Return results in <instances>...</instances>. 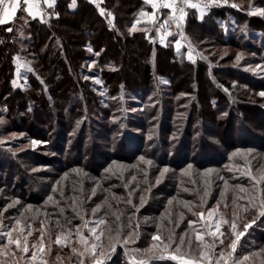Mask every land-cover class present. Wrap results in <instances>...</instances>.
I'll list each match as a JSON object with an SVG mask.
<instances>
[{
    "label": "rangeland",
    "instance_id": "374dc122",
    "mask_svg": "<svg viewBox=\"0 0 264 264\" xmlns=\"http://www.w3.org/2000/svg\"><path fill=\"white\" fill-rule=\"evenodd\" d=\"M100 1L102 4L103 0ZM192 2L203 4L206 3L207 0H192ZM101 4L97 5L100 7ZM233 4H235L236 7H232L231 5ZM214 8H227L229 12L231 9L234 11V15H238L240 17V20L235 16H228V18L223 21L216 20V27L218 28L216 29L218 41L215 40L214 37L204 36V30L202 28L200 29L191 25L192 16H196L200 21H203L206 19V15ZM256 8L264 9V0H228V3L226 4L221 3L217 5H209L207 8H204V15L203 18H201L199 9H191L186 6V20L182 22L181 29H177L174 23L166 28L160 27L171 15V10H168V12L163 10L154 11L150 7L149 10L143 11V13H147L148 15L142 16L141 12L134 23L137 30H144L146 32L148 41L153 44V62L155 61L156 46L158 45L163 47L173 46L177 55L186 58L188 61H190L188 59V52L191 47L193 60L190 62L196 63L199 61L202 63L205 61L209 63V75L212 79H210V76L206 77L209 83V90H202L200 86L201 91L199 92L196 90L195 92V88L193 87L194 76L192 77V74L187 78L184 75L180 76L182 79V81H180V85H182L181 87L183 88V92L178 93L176 97H173L168 92H166L165 95L161 94L163 92L162 88L169 85H167L168 80L165 76H159L153 84L148 87V89L140 91V96H144L142 100L136 97L134 93L125 92L124 101L126 100V102H130L131 100H134L135 102V100H138L139 102L141 101V103L140 105L137 103L130 105L127 104L121 113H127L128 111L130 114L132 113L137 115V118H139L138 123L140 125H137L138 128H135V132L138 133L144 140L146 139V142L152 143L153 146L150 147V150H152L151 148H159L154 145L156 142L155 136L159 135L157 133L162 129L163 116L161 115V108H165L164 115L166 116V123L163 134L164 139L161 137L166 144L163 148L166 152V155L164 156L171 154V150H174V148H176V144H179V136L184 135L188 119L190 118L189 130L191 136H193L191 140H193L195 144H199L203 137L211 141L213 140L217 144L216 146L221 148L224 154H227V158L232 159L233 163H226L225 161L219 168L209 167L207 169H202L194 165H188L186 169L181 170V177L187 179L188 184V187H182L179 191V196H183L184 199H174L167 194L156 193V195L148 201H154V212L155 210L160 212V210L164 207L159 216L155 215V213L150 210L144 211V205L137 206L135 201L132 199L131 204L127 203V200H129L127 197L129 194H127V197L124 198L117 193L118 190L125 189L127 186L126 184L121 183L123 178H127V176L125 177L124 175L127 170L130 169V165L126 163H120L114 160L111 161L108 166L105 168L103 167L100 171L99 174H102L101 180L96 178L93 172V174L91 171L89 173L87 169H83L81 167H74L72 169L65 170L64 172H60L56 168L57 161H54L55 163L52 161L49 164L47 163L50 161L49 159H47L48 161H46V163L40 164L39 166H29L23 173L16 171V173L12 176L13 180L10 181V186H14L18 183L23 190L18 186V191H15V186L10 190H7L5 187H0V221H2V224H0V232H7L8 230L15 228V231L12 232V236L14 238L19 236L23 239V234L20 232V229L24 228L25 230L30 229L32 231V235L27 237L29 246V252L27 254L17 251L15 245V248L7 246V237L0 235V245L3 246L0 247V264H63L62 259H64V257L57 255L56 252L58 249L63 251L66 247L70 251L73 247L77 248L72 258L66 256V264H80L81 260L84 261V264H93L90 253H85L84 256L79 255V253L84 251V247L79 243L78 236L75 235L76 226L82 225L84 221L77 216H75V220L72 223L64 221L63 215H60L59 208L63 207L65 212L69 211L70 208L73 209L70 205V203L73 205V198H75L76 201L80 198L79 195H75L73 192L81 191L84 186L90 187L91 190L96 191L98 188V183L96 182H99V186H101L102 181H105L108 189L113 190V192L110 193V197H112L113 200L109 204L110 207L113 206L112 210L107 212V214L105 212V215H102V212L99 216H96V214L100 213V211H98L95 215H93L92 211H89L88 213L90 215L86 218L84 217V219L90 222L99 217H106L108 221L106 226H101L102 228H105V235L102 236V239L108 238V229H110V235L113 237V240H109L111 244L107 247L101 239L104 256H97V258L102 259L103 264H105V258L108 254H110L109 256H111V259L107 264H137L139 261H143V264H180V261L172 260L168 257L176 254V244L179 243L181 237H184L185 239V244L180 249L184 258H196L199 260L200 253L203 249L202 243L196 239V235L199 233L204 237L203 243L210 245L213 244L214 238L211 236V231H215V224L217 223L221 225L219 230L220 233H224V235L219 236V239H222L224 243L220 244L219 239L216 240L214 244L215 255H218L223 249L225 252V258H227V254L232 251L229 245L232 241L236 240L237 247L233 256L237 258L241 264H264V243L256 240V238L259 237L264 238V221L260 224H253L251 222L243 224L242 220H246V217L240 218L238 215H234L232 211V207L235 206L236 202L238 204L244 202L243 196L238 195L240 192H243L242 195L246 192V187L243 183H254L258 189H260L261 184L263 185V180L260 178L261 173L264 170V164H261L259 162L260 160H258L256 156L258 155L263 158L262 160L264 161V153H258L253 150L247 151L246 149L239 148L236 150H230L228 155V148L223 147L224 133L222 132V125L228 119L229 93H234V95L240 100H247V96L245 93H242L241 88H243L242 86H247L248 82L247 79H242V77L245 76H242L240 71L250 74L253 78H260V80H264V32H260L255 28L250 27L248 21L250 20L251 24L254 26L264 24V15L249 14ZM152 14H155L157 17L155 22L149 19V16ZM244 18L246 20H243ZM28 22L27 17L22 15L18 20V23L21 25L19 27H25L28 25ZM209 28L210 26L207 25L206 29L209 30ZM213 29H215L214 26L212 27V30ZM168 33H171V35ZM162 35L164 36L163 43H161ZM176 41L180 42L179 49L176 47ZM129 46L130 44H127V46L124 47V51L126 53H128L127 48ZM131 49V57L134 55L133 52L136 55L138 54L136 47L132 45ZM97 53L98 51H91L90 49L86 50V55H88L90 61L87 63L84 62L82 65L84 66V71L87 70V73L78 75L80 85L75 86L77 91H82L85 94L87 101L88 99L86 93L94 90V96H96V98L91 102L93 109L88 110L87 115L90 116L88 119H67L66 124L68 126L75 125L71 131L68 130V126L65 128L63 126L54 127L53 118H51L47 127H43L48 129L53 126L56 130V135L53 134L51 136L54 129L51 132H30V134L24 132L23 129H18L21 125L20 121H17V118L24 113L25 109H22L20 106H16L15 104V107L13 106L12 109L6 110V106L4 104L7 102L8 98L12 97L8 96L5 101L3 95H0V100L2 102L0 105V121H2V123H0V141H4V143H0L1 154L5 152L11 154V157L17 159V161L14 160V162H19L18 158L22 154H24V157L26 155L29 160L33 158V160L38 159L41 161L43 160L42 157L49 156L52 158L68 157L72 161H78V158H74L75 160L73 159L76 151H71V146L82 143L85 151L90 150V146L85 144L87 142L86 138H89V134L91 132H93V134L96 132L94 123L95 119L99 118L96 114L98 110H100L101 106H105L104 103H100V101L102 98L105 99L108 97L107 95L110 89L108 88L107 82L111 84L110 80L107 78L106 84H104V81L100 80L98 77H94L95 74L93 71L96 70L95 68L97 67V63L95 61L96 59L94 61L91 60L95 58L93 56H97ZM238 56L239 60L237 59ZM127 58V62L122 66V75L124 79H142V74L139 68L144 66L147 61V57L139 54V57L137 56V58L133 59L129 58L127 54ZM175 59L178 61L177 57H175ZM14 61L16 68L12 75V84L13 86H18L21 89H26L29 87V82L31 81L28 77V72H30V66L28 65L29 62L26 63L19 52L15 54ZM18 64L20 65L19 68L17 67ZM112 67L113 66L111 64L110 68ZM177 67H179L178 64H176V68ZM224 67L227 68L223 69ZM228 67H232L234 69L230 71ZM50 68L52 69V67ZM55 68L57 69V67ZM182 68L183 67L180 66L181 70ZM112 70L113 69H111V71ZM17 71L19 72V75H17ZM52 71L53 70H48L46 72V76H48V72ZM217 79L226 80L225 82L227 83L229 82V84H231V89L228 88L227 83L224 85L220 84L221 86H219V84L215 82ZM96 80H99L100 83H96ZM243 82H246V84ZM215 83H217L220 87L222 91L221 94L224 95V100L221 101V103L224 104V110L219 113L221 125L220 128L214 130L220 135L217 136L218 138H213L209 134V129L211 130L212 127L210 124L204 126L201 122V118L205 117L206 111H209L208 108L211 107L209 103L217 102L216 100H213V98L217 96L214 92V90H216L214 86ZM253 85L254 84L252 83L251 86ZM186 91H190V93H186ZM205 92H207L206 95L204 94ZM261 93L264 92L261 91L260 93H257V96ZM160 98L163 99L162 103H160ZM110 99H113V97H110ZM249 99L260 101L258 97L251 98L250 96ZM28 101L29 98H26L20 100L18 103L23 106V104ZM206 105L207 107H205ZM81 107L82 106H80L77 110H82ZM199 107H202L201 111L199 110ZM113 109L116 108L114 107ZM143 109H145V111H143ZM91 110H93V113H91ZM150 111L151 113H149ZM1 112H5L4 114L7 116L4 114L1 115ZM7 112L11 114H8ZM235 113L241 114L243 117H248L246 110L241 109L240 107L235 111ZM80 114H82V112ZM123 117L125 116L122 115L120 116V120L117 119L116 130H118L117 126ZM256 120H253V123H255L253 125L258 124ZM248 123L251 126L252 123ZM240 129H244V127H240ZM240 129L238 131L243 132ZM80 130L86 131L85 140L82 139L81 143V138H79ZM59 131H65L68 136L64 139L60 138L58 135ZM122 133L123 132H120L119 134ZM258 133L264 134L262 130ZM117 134L118 132H116L115 135ZM115 135L111 137H115ZM49 136L50 139L46 140V137ZM127 138L126 134H122L120 137L116 136L115 138H109V140H111L110 142L109 140L103 141L105 151L111 152L113 155L115 154L113 152H117L121 145L124 147V150H134V144H132V141H129ZM239 138L248 139L251 138V136L247 135V133H242ZM99 140L102 141L101 139ZM33 141L38 143L34 144ZM142 142L143 141H140V143ZM60 145H64L67 148V153L69 155H67V153L59 155L58 152H55L54 149ZM197 146V148L196 145L192 146L194 152L191 154V158L194 156L197 157V159L210 157L208 155L209 153L207 154L203 152L200 146ZM162 152L163 151L156 150L157 158H162V155L165 153ZM183 155L184 154H180V156ZM86 158H88V154L85 155L84 159ZM106 158H111V156H107ZM3 160L6 161L9 159L7 157H3ZM114 165L119 167H113ZM148 165H150L151 170L154 172L160 170L165 173L166 170L168 171V169L160 166V163L155 160H152ZM6 168L7 167H2L3 170L0 173V182L3 181L4 184H6L5 178H8L7 176L10 175L9 170L4 171ZM95 168V171L100 169L97 166ZM187 170H190V172ZM170 172L174 173L175 171L171 170ZM58 175L60 176V180H56L54 178ZM31 176L35 179V181H37V183H34V181L30 179ZM257 180L260 182L257 183ZM158 182L159 180L155 182V185ZM54 188L57 189V191L54 192ZM174 188L175 187H172L173 190ZM229 190L234 191V194L229 193ZM11 192H14L15 195L11 194ZM58 192L59 195L61 192L64 193L63 197L60 195V199H58ZM22 195L29 199H35L37 203L21 201L20 198L22 197L19 198L18 196ZM49 196L55 197L50 201L48 199ZM89 197H91L90 202L93 204L91 210L97 205L102 204L106 198L101 196L100 193L96 195V198H93L91 192L89 193ZM70 200L72 202H70ZM57 201H59V207L56 205ZM9 205H12V207H9ZM133 205H136V207H133ZM5 209L7 210L5 211ZM122 209H124L123 213H121ZM175 209H181L182 212L179 213ZM209 209H215L211 219H208L207 217V211ZM65 212L64 214H66ZM200 212L205 213L204 219H201L199 215L194 214ZM116 216H119L120 219L117 220ZM17 220L20 221L19 225L16 224ZM57 220H59V225L56 223ZM188 221H195L196 223L189 226ZM225 221L228 222L225 223ZM232 222L236 225L235 232L243 233L240 235L238 240L236 235L233 234V229L231 227ZM41 223L44 225L43 229H41ZM48 224L55 225V228L50 234L46 229ZM246 224L250 226L245 227ZM89 226H91V224H89ZM41 231L44 233V250L42 252L39 250ZM69 231H71L73 235L66 241V245L55 243L58 235H66ZM81 231L86 237L90 235L87 228L82 227ZM99 231L100 229H98V232ZM129 232H132L133 234L136 233L134 236V242L129 240V242L125 244L124 238ZM229 233L233 239H230L231 241L228 240ZM154 235H159L161 240L165 243H170L168 238L171 237L172 240L176 241V244H171L168 249H165L162 243L152 239ZM116 241H118V243L115 244V251H111V245ZM188 241H191L190 246ZM72 244L75 246L72 247ZM255 244L256 246L254 247ZM33 245H35V247H33ZM153 245H157V247L152 248ZM97 251L99 252V249ZM33 252L36 253V260H31ZM161 256L163 258H160ZM245 256L247 257V260L243 259ZM212 264H215V256ZM221 264H223V261H221ZM229 264H231V261H229Z\"/></svg>",
    "mask_w": 264,
    "mask_h": 264
},
{
    "label": "trees",
    "instance_id": "16d2710c",
    "mask_svg": "<svg viewBox=\"0 0 264 264\" xmlns=\"http://www.w3.org/2000/svg\"><path fill=\"white\" fill-rule=\"evenodd\" d=\"M71 4L72 0H58L55 8L51 11V17L46 20L31 19L26 13L21 11L13 22L0 25V95H3L5 101L8 96L12 97L8 98L7 102L4 104L6 110L12 109L13 106L15 107V104L16 106L25 109L24 113L17 118V121L19 120L21 125L18 129H23V131L28 134H30V132H51L55 126H63L65 128L68 126L66 124L67 119H88L90 118V116L87 115L88 110L93 109L91 102L96 98V96H94V90L86 93L87 101L85 94L82 91H77L75 86L80 85L78 75L87 73V70L84 71V66L82 65L84 62L87 63L90 61L88 55H86V50L90 49L91 51H98L97 56H93L95 58L91 60L94 61L96 59L95 61L97 63L96 70L93 71L95 74L94 77H98L100 80L104 81V84H106L107 78L110 80L111 84L107 82L108 88L110 89L107 95L108 97L105 99L102 98L100 101V103H104L105 106H101L97 114L95 113L99 117L98 119H95L94 123L96 132L95 134L91 132L89 138H86L87 142L85 144L90 146V150H84L81 142L82 139L86 137V131L80 130L79 138H81V144L71 146V151H76L73 159L78 158V161L75 159V161H72L68 157L52 158L49 156L42 157L43 160L41 161L38 159L33 160V158L29 160L26 155L24 157V154H22L20 157L18 156L19 162H14V160L17 161V159L11 157V154L7 152L1 154L0 152V173L3 170L2 167H7L4 171H10V175L7 176L8 178H5L6 184L1 181L0 187H5L7 190H10L15 186V191H18L17 188H21L18 183L14 186H10V181L13 180V174L16 173V171L23 173L24 170H27L26 168L31 165L39 166L40 164L46 163V161H48L47 159L50 160L47 162L49 164L52 161L53 163H55L54 161H57L56 168L60 172H64L65 170L74 167H81L87 169L89 173L90 171L91 173L93 172L95 177L101 180L102 174H99L100 171L103 167L105 168L114 160L130 165V169H126L127 172L124 175L125 177L127 176V178L121 180V183H124L127 186L125 189L118 190L117 193L124 198L127 197V194L131 193V195L127 197L128 199L134 200L137 206L144 205V211L150 210L155 213V215L159 216L164 207L160 212H157L156 210L154 212V201H148L156 195V193H164L174 199H184L183 196H179V191L182 187H188V184L187 179L181 177V170L186 169L188 165H194L202 169H207L209 167L219 168L225 161L226 163H233V161L232 159L227 158V154H224L221 148H218L213 140L211 141L203 137L199 144H195L193 140H191L193 136H191L189 130L190 118L188 119L184 135L179 136V144H176V148L171 150V154L164 156L166 155V152L163 148L166 144L161 137L164 139L163 134L166 123V116L164 115L165 108H161L163 126L161 131L157 133L160 136H155L156 142L154 145L159 148H151L153 151L150 150V147L153 146L152 143L146 142V139L144 140L135 132V128H138L137 125H140L138 123L139 118H137V115L130 114L128 111L127 113H121L127 104L130 105L137 103L140 105L141 103V101L139 102L138 100H135V102L134 100H131L130 102L128 100V102H126V100L124 101L125 92L134 93L136 97L142 100L144 96H140V91L148 89L157 77L165 76L168 80L167 85L169 86L163 87V92L161 94L165 95L166 92H168L173 97H176L178 93L183 92L182 85H180V81H182L180 76L184 75L187 78L191 74L192 77L194 76L193 87L195 88V92L196 90L200 92L201 88L202 90H209V83L206 77L210 76V65L205 61L202 63L199 61L192 63L186 58L178 56L173 46L163 47L159 45L156 46L155 61L153 62L152 56L154 48L153 44L148 41L146 32L144 30L130 32V29L135 26L134 23L139 14L144 10L150 9L143 0H103L100 7L94 2H89V0H76V6L74 8L70 7ZM101 9L105 10V15L100 14ZM57 13L59 14L58 17L56 15ZM22 15L26 16L29 21L28 25L25 27H19L21 25L18 23V20ZM228 16H235L240 20V17L234 15V11L231 9L229 12L227 8H214L206 15V19L203 21H200L196 16H192L191 25L200 29L202 28L204 30V36H211L217 40L218 35L216 29L218 28L216 27V20L223 21L227 19ZM243 20L246 19L244 18ZM109 21H111V23H109ZM248 21L250 27H253L260 32H264V24L254 26L251 24L250 20ZM207 25L210 26L209 30L206 29ZM213 26L215 29L212 30ZM9 28H11L12 31H8ZM127 44H130L127 48L128 53L124 51V47H126ZM132 45L137 48L136 51L138 52L137 55L133 52V57H131ZM18 52L26 63L29 62L28 65L30 66L28 77L31 81L29 82V87L26 89H21L12 84V75L16 68L14 58L15 54ZM127 54L129 58L133 59L137 58V56L139 57V54L147 57L144 66L139 68L142 74V79L135 80L130 78L132 81L130 79H124L122 75V66L128 60ZM175 57L178 58V61ZM111 64L113 66L112 68H110ZM176 64H178L179 67L176 68ZM180 66L183 67L182 70L180 69ZM50 67H52V69ZM55 67H57V69ZM226 68L227 67H224L223 69ZM111 69L113 70L111 71ZM228 69L231 71L234 68L228 67ZM48 70L53 71L48 72V76H46ZM240 72L242 76L246 77H242V79H247L248 82L247 86H242L243 88H241L242 93L246 94L247 100H240L234 95V93H229L228 119L222 125V132L224 133L223 147L228 148V155L230 150H236L239 148L246 149L247 151L253 150L258 153H264V134L258 133L260 130L264 133V96H257V93H260L261 91L264 92V80L253 78L250 74L242 71ZM210 79H212L211 76ZM128 80L130 84L128 83ZM225 81L226 80L220 79L215 80L219 86L227 83ZM217 83L214 84L216 89L214 92L217 96L213 98V100H216L217 102H210L209 104L211 107H209L211 109L208 108L209 111H206L205 117L201 118V122L204 126H207L208 124L212 126L211 130L209 129V134L213 138H218L217 136H220L214 130L220 128L221 119L219 113L224 110V104L221 103V101L224 100V95L221 94L222 91ZM252 83L254 84L253 86H251ZM227 84L228 88L231 89V84H229V82ZM244 84H246V82ZM186 93H190V91H186ZM204 94L206 95L207 92ZM250 96L251 98L258 97L260 101L251 100L249 99ZM110 97H113V99H110ZM26 98H29V101L24 103L23 106L18 103L20 100ZM162 100L163 99L160 98V103L163 102ZM1 104L2 102L0 100V105ZM80 106H82V110H77ZM114 107L116 109H113ZM205 107H207V105ZM239 107L246 110L248 117H243L241 114L235 113ZM199 110L201 111L202 107H199ZM143 111H145V109H143ZM81 112L82 114H80ZM4 113L5 112H1V115ZM91 113H93V110H91ZM149 113H151V111ZM4 115L7 116L6 114ZM119 115H124L126 118H122L117 126L118 130H116V121L117 119H121ZM51 118L54 119V127L51 126L52 128L49 127L48 129L44 128L47 127ZM253 120H256L258 124L253 125L255 124L253 123ZM248 122L252 123L251 126ZM74 126L75 125L68 126V130L71 131ZM240 127H244V129H240ZM239 129L243 132H239ZM55 131V129L52 131L51 136L53 134L56 135ZM116 132H118L117 135H115ZM120 132L126 134V138L128 137L127 139L132 141V144L135 146L134 150H124V147L121 145L117 152H113L115 153L113 155L111 152H106L103 146V141L109 140V138H115L116 136L120 137L122 135L119 134ZM242 133H247L251 138H239ZM58 135L62 139L68 136L65 131H59ZM113 135H115V137H111ZM46 138V140H49L50 136ZM110 141L111 140H109V142ZM140 141L143 142L140 143ZM193 145H196V148L198 147L197 145H199L203 152L207 154L209 153L208 155L210 157L197 159V157L194 156L191 158V154L194 152ZM54 150L56 153L58 152L59 155L67 153V148L64 145H60ZM156 150L163 151L162 153L165 152L162 155V158H157ZM179 153L184 155L180 156ZM86 154H88V158L84 159ZM67 155L69 154L67 153ZM107 156H111V158H106ZM257 156L256 158L260 160L259 162L264 164V161L262 160L263 158L259 156L258 158ZM3 157H7L9 160L5 161L3 160ZM141 157H143L145 161H158L160 166L165 167L168 171L166 170L165 173L160 170L157 172L152 171L150 165L145 163L144 160H141ZM96 166L100 168L97 171H95ZM113 167L117 168L119 166L114 165ZM171 170H174L175 172L171 173ZM187 171L190 172V170ZM262 176H264V170L261 173V177ZM54 178L60 180L59 175ZM30 179L34 181V183H37L32 176ZM158 180L159 182L155 185V182ZM206 181L209 182L208 180ZM96 183H98V188L96 189L93 198H96V195L100 193L101 196L107 197L108 199V204H100L102 207L99 209L100 213H97L96 216H99L102 212V215H105V212L107 214V212H110L113 207L109 206L113 200V198L110 197V193L113 192V190L107 188L105 181L101 182V186H99V182ZM243 185L246 187V192L243 195V192H240L238 195L243 196L244 202H241L240 204L236 202L235 206L232 207L233 214L238 215L240 218L246 217V220H242L243 224L246 222L260 224L264 221V216L260 215V211L262 210L261 201L264 200V180L260 189L257 188L256 184L250 182L248 184L243 183ZM172 187H175L174 190ZM21 189L23 190V188ZM90 192L92 193L93 190H91L90 187L85 186L81 191L73 192L75 195L80 196L76 201L75 207L77 208V211L80 212V215L85 218L90 215L88 212L91 211V207H93L92 202H90L91 199L88 198ZM229 193L234 194V191L229 190ZM11 194L15 195L14 192H11ZM57 195H59V192ZM18 197H22L20 198L21 201L37 203L33 198L29 199L23 195ZM253 197L254 199H252ZM58 199H60V195ZM141 199H143V203H141ZM70 202L72 201L70 200ZM70 205L73 207L71 203ZM124 209L121 210V213H123ZM175 210L179 213L182 212L181 209ZM65 213L66 214H63V220H71L72 223L75 220L73 209L70 208V210ZM65 217H67V220ZM54 226V224H48V226H46L49 234L55 228ZM135 235L136 233L133 234V236ZM230 239L233 240L229 233L228 240ZM102 240L107 247L110 246L111 242L108 238ZM256 240L264 243V238L259 237L256 238ZM11 246L15 248L14 245ZM73 246L75 245L72 244V247ZM255 246L256 244L254 247ZM75 249L77 248L75 247ZM71 251L66 247L63 251L58 249L56 254L63 256L64 259H62V262L63 264H66V256L72 258L74 254V252ZM109 255L110 254L105 258V264H107L108 261L110 262L111 256Z\"/></svg>",
    "mask_w": 264,
    "mask_h": 264
},
{
    "label": "snow or ice",
    "instance_id": "6c2138e0",
    "mask_svg": "<svg viewBox=\"0 0 264 264\" xmlns=\"http://www.w3.org/2000/svg\"><path fill=\"white\" fill-rule=\"evenodd\" d=\"M45 2L48 4L49 7H53L54 6V0H45ZM89 2H93V0H89ZM146 3L151 4V7L153 9H170L171 10V15L168 17V19L165 21V23L163 25H161V28H166L167 26H170L172 23L175 24V27L177 29H181L182 27V22H184L186 20V15L187 13L185 12V8L184 5H186L187 7L191 8V9H199L200 10V14H201V18H203L204 15V8H207L209 5H217V4H226L228 3V0H207L206 3H193L192 0H146ZM23 4L27 5L26 11L32 15L34 18L37 16V12L34 11L35 8V2L34 0H23ZM76 6V0H72V4L70 5V7H75ZM232 7H236L235 4L231 5ZM21 8V0H0V25H4L7 22H10L14 19L15 14L17 13V11ZM177 12L179 13V15H177ZM100 14L101 15H105V12L103 9L100 10ZM250 15H264V9H260V8H256L254 11L249 13ZM58 17V13L56 14ZM141 15H148L147 13H141ZM149 19L153 22H155V20L157 19V17L155 16V14H152L149 16ZM109 23H111V21H109ZM114 27V25H113ZM137 29L135 28V26H133L130 29V32H134ZM159 30V29H158ZM8 31H12L11 28L8 29ZM169 35H171V33H168ZM164 42V36H161V43ZM176 47L177 49L180 48V42L176 41ZM188 59L190 61L193 60L192 57V50L191 47L189 48V52H188ZM237 59L239 60V56L237 57ZM195 62V61H193ZM17 67L19 68L20 65L18 64ZM17 75H19V72L17 71ZM87 79V77H86ZM96 83H100L99 80H96ZM261 96H264V93L260 94ZM0 123H2V121H0ZM0 143H4V141H0ZM33 143H38L36 141H33ZM141 160H144L143 157L140 158ZM145 163L150 164L151 161H145ZM261 180H264V176H262L260 178ZM260 181L257 180V183H259ZM53 191H57V189H53ZM60 195L63 197L64 193L61 192ZM115 195V194H113ZM129 195H131V193H129ZM92 196H95V190H93L92 192ZM89 199H91V197H88ZM50 201L54 199V197L49 196L48 198ZM254 199V197L252 198ZM251 202V201H250ZM127 203L131 204L132 201L131 199L127 200ZM141 203H143V199H141ZM102 204H108V199L107 197L104 199V201L102 202ZM57 207H59V201L56 202ZM76 205V200L75 198H73V212L75 213V216L79 217L82 221H84V223L82 225H77L76 226V233L75 235L78 236L79 238V243L81 245H83L84 247V251L79 253L80 256H84L85 253H90L92 256V261L93 264H103V260L102 259H98L97 256L99 257H103L104 256V252H103V245L101 242L102 236L105 235V228H102L101 226H106L108 224V221L106 219V217H99L95 220L92 221H87L84 219V216L80 215V212L77 211V208L75 207ZM110 206V205H109ZM9 207H12V205H9ZM102 207V205H97L95 208H92V213L93 215H95L99 209ZM133 207H136V205H133ZM261 211H260V215L264 216V200L261 201ZM7 209H5L6 211ZM191 210V209H190ZM138 211V208H137ZM59 212L60 215H63L65 212V209L63 207L59 208ZM215 212V209H209L207 211V217L208 219H211L213 217V213ZM195 215H199L201 219H204L205 217V213L204 212H200V213H194ZM47 216V214H46ZM65 219L67 220V217H65ZM116 219L119 220L120 217L116 216ZM68 223H71V220H67ZM228 221H225V223H227ZM57 225H59V220L56 221ZM195 221H188L189 226H192L193 224H195ZM0 224H2V221H0ZM16 224L19 225L20 221L17 220ZM89 224H91V226H89ZM220 224L217 223L215 224V231H211V236L214 238L213 240V244H206L203 243L204 237L202 235H200L199 233H197L196 235V239L198 241H200L202 243V251L200 253V259H196V258H190V259H185L183 254H181L180 249L181 247L185 244V239L184 237H181L179 240V243L176 244V241L172 240L171 237H169V241L170 243H165L163 240H161V237L159 235H154L152 237V239L154 241H158L160 243L163 244L165 249H168L171 244H176V248H175V255H170L168 258L172 259V260H177L180 261V264H212L213 258L215 256V264H221V261H223V264H229V261H231V264H241V262L235 258L233 256V253L236 252V247H237V242L236 240L232 241L229 245V247L231 248V252H229L227 254V258H225V252L222 249L220 251V253L218 255H215L214 253V244L216 242V240L219 239V236L224 235V233H220ZM250 225L246 224L245 227H249ZM87 228L88 232L90 233L89 236H85L83 234V232L81 231V228ZM138 227V225H137ZM231 227L233 229V234L236 235L237 240L239 239L240 235H242L243 233H236L235 232V228L236 225L234 222H232ZM44 228L43 223H41V229ZM98 229H100V231L98 232ZM15 231V228L8 230L7 232H0V235H4L7 237V246H11V245H15L16 246V250L19 251L20 253L23 254H27L29 252V246H28V236L32 235V231L29 230H25L24 228L20 229V232L23 234V239H21L19 236H17L16 238H14L12 236V232ZM109 235H108V239L111 241L113 240V237L110 235V229H108ZM118 234H119V229H118ZM73 233L71 231H69L66 235H58L56 237L55 243L56 244H60V245H66V241L69 240L72 237ZM43 237H44V233L43 231L40 232V251L42 252L44 250V245H43ZM129 240H132V242H134V236L132 232H129L125 238H124V243L127 244L129 242ZM118 243V241L114 242L111 245V251H115V244ZM219 243L223 244L224 241L222 239H219ZM189 246L191 245V241H188ZM0 247H3L2 245H0ZM33 247H35V245H33ZM157 247V245H153L152 248ZM99 249V252L97 251ZM72 251L75 253L76 249L75 247L72 248ZM160 258H163L162 256ZM244 260H247V257L245 256L243 258ZM31 260H36V253L33 252L32 256H31ZM80 264H84V261L81 260ZM137 264H143V261H139L137 262Z\"/></svg>",
    "mask_w": 264,
    "mask_h": 264
},
{
    "label": "crops",
    "instance_id": "0c3cea01",
    "mask_svg": "<svg viewBox=\"0 0 264 264\" xmlns=\"http://www.w3.org/2000/svg\"><path fill=\"white\" fill-rule=\"evenodd\" d=\"M143 1L145 2V4L147 6L151 7V4L146 3V0H143ZM34 2H35L34 11H36L38 13L35 18L26 11L27 5L23 4V0H21V8L15 14L14 19L10 22H7L6 24L13 22L21 11L26 13L27 16L30 17L31 19L46 20V19L51 17V11L55 8L58 0H54V6L53 7H49L48 4L45 2V0H34ZM153 10L154 11L163 10L166 12H168V10L170 11V9H162V8L161 9H153ZM160 16H161V12H160Z\"/></svg>",
    "mask_w": 264,
    "mask_h": 264
},
{
    "label": "built area",
    "instance_id": "2783aa9c",
    "mask_svg": "<svg viewBox=\"0 0 264 264\" xmlns=\"http://www.w3.org/2000/svg\"><path fill=\"white\" fill-rule=\"evenodd\" d=\"M93 2H94L95 4H98V5L101 4V1H100V0H93ZM161 2H162V0H161ZM184 8H185V10H186V5H184ZM177 13H178V12H177ZM178 15H179V13H178Z\"/></svg>",
    "mask_w": 264,
    "mask_h": 264
}]
</instances>
